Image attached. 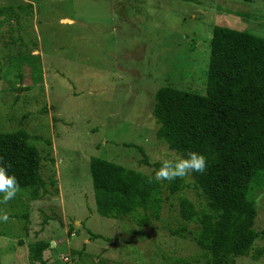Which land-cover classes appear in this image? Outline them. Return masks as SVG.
Masks as SVG:
<instances>
[{"label": "rangeland", "instance_id": "rangeland-1", "mask_svg": "<svg viewBox=\"0 0 264 264\" xmlns=\"http://www.w3.org/2000/svg\"><path fill=\"white\" fill-rule=\"evenodd\" d=\"M216 27L264 38V0H0V132L29 133L46 182L38 201L19 190L0 203L9 217L0 222V264H33L40 242L49 244L47 264H130L120 239L148 264H207L199 226L181 217L183 199L212 213L192 174L176 195L159 181L160 217L140 229L98 213L91 162L155 179V164L181 158L157 137L156 93L207 95ZM249 198L262 233L264 175ZM230 264H264V238Z\"/></svg>", "mask_w": 264, "mask_h": 264}, {"label": "trees", "instance_id": "trees-1", "mask_svg": "<svg viewBox=\"0 0 264 264\" xmlns=\"http://www.w3.org/2000/svg\"><path fill=\"white\" fill-rule=\"evenodd\" d=\"M154 116L161 126L158 139L172 151L181 158L192 151L206 158L205 172L191 174L212 213L198 210L188 199L180 201V208L182 219L200 228L197 244L207 264L249 257L255 243L264 238V231L256 228L258 209L249 198L252 185L264 175V38L216 27L207 95L161 88ZM42 162L27 131L0 132V166L16 177L20 190L33 201L40 200L46 189ZM143 164L151 166L147 158ZM91 173L101 216L130 217L140 229L152 218L159 219L162 199L158 195L164 188L159 181L100 158L92 159ZM182 184V178L172 180L170 194L181 192ZM120 240L125 241L120 255L127 263L148 264L144 251ZM48 248L42 242L32 247L33 264H47Z\"/></svg>", "mask_w": 264, "mask_h": 264}, {"label": "clouds", "instance_id": "clouds-1", "mask_svg": "<svg viewBox=\"0 0 264 264\" xmlns=\"http://www.w3.org/2000/svg\"><path fill=\"white\" fill-rule=\"evenodd\" d=\"M207 161L205 156L197 152H188L185 157L174 161L166 160L160 170L156 173L155 179L172 181L177 178H183L193 172L203 174L206 170ZM19 184L14 175H9L7 168L0 166V203H7L13 200L18 191ZM9 219L7 213L0 214V222H5Z\"/></svg>", "mask_w": 264, "mask_h": 264}]
</instances>
